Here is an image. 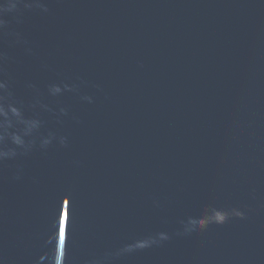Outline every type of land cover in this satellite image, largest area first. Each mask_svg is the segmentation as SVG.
<instances>
[{"label": "water", "instance_id": "95a60500", "mask_svg": "<svg viewBox=\"0 0 264 264\" xmlns=\"http://www.w3.org/2000/svg\"><path fill=\"white\" fill-rule=\"evenodd\" d=\"M0 264H264V0H0Z\"/></svg>", "mask_w": 264, "mask_h": 264}]
</instances>
